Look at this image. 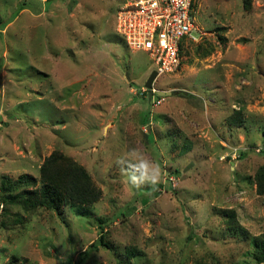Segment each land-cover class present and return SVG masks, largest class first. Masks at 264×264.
I'll list each match as a JSON object with an SVG mask.
<instances>
[{"label":"rangeland","instance_id":"1","mask_svg":"<svg viewBox=\"0 0 264 264\" xmlns=\"http://www.w3.org/2000/svg\"><path fill=\"white\" fill-rule=\"evenodd\" d=\"M124 2L0 0V184L58 151L102 192L63 220L0 198V264H264V0H195L201 33L159 105L141 95L153 61L116 32ZM133 148L160 163L154 188L117 163Z\"/></svg>","mask_w":264,"mask_h":264},{"label":"trees","instance_id":"2","mask_svg":"<svg viewBox=\"0 0 264 264\" xmlns=\"http://www.w3.org/2000/svg\"><path fill=\"white\" fill-rule=\"evenodd\" d=\"M184 44L181 47V54L184 51ZM236 114L235 120L241 121V113ZM262 133L264 137V128ZM185 151H189L188 146L185 147ZM256 179L258 192L264 195V168L259 170ZM101 196V190L96 187L87 170L58 151H54L44 160L40 167L39 178L24 175L13 180L8 176H3L0 184V198L4 206V215L8 214L12 207H18L24 213L47 209L55 211L63 220L64 209L70 208L78 216L88 217L92 215L91 209ZM20 218L22 217L19 216L17 221L22 220ZM229 218L233 222L234 212H229ZM232 224L230 230L235 235L243 237L245 234L240 231L239 226ZM99 243L108 247L103 236ZM91 248H97V245L93 243ZM254 248L255 259L264 263V239H257ZM134 253V251L130 252V254Z\"/></svg>","mask_w":264,"mask_h":264},{"label":"built area","instance_id":"3","mask_svg":"<svg viewBox=\"0 0 264 264\" xmlns=\"http://www.w3.org/2000/svg\"><path fill=\"white\" fill-rule=\"evenodd\" d=\"M195 0H125L116 14V32L132 51L145 52L157 78L179 70L183 43L196 41ZM184 44V45H185ZM153 96L158 91L153 85ZM143 88L141 95H148ZM159 96L157 104H161ZM153 100L154 97H152ZM152 102V100H151Z\"/></svg>","mask_w":264,"mask_h":264},{"label":"clouds","instance_id":"4","mask_svg":"<svg viewBox=\"0 0 264 264\" xmlns=\"http://www.w3.org/2000/svg\"><path fill=\"white\" fill-rule=\"evenodd\" d=\"M117 163L125 166L122 170L127 173L128 181L137 188L145 184L154 188L161 182L163 171L160 163L146 158L138 148L128 151Z\"/></svg>","mask_w":264,"mask_h":264},{"label":"water","instance_id":"5","mask_svg":"<svg viewBox=\"0 0 264 264\" xmlns=\"http://www.w3.org/2000/svg\"><path fill=\"white\" fill-rule=\"evenodd\" d=\"M157 79V71L153 70V72L151 73V75L149 76L146 84H145V88L148 89L149 93H148V99L149 101L152 100V97H153V85H154V82L155 80ZM159 96H164L165 93H158Z\"/></svg>","mask_w":264,"mask_h":264}]
</instances>
